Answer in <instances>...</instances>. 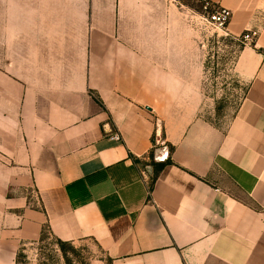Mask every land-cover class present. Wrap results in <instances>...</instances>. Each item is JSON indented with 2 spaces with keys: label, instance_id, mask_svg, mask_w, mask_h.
<instances>
[{
  "label": "crops",
  "instance_id": "obj_1",
  "mask_svg": "<svg viewBox=\"0 0 264 264\" xmlns=\"http://www.w3.org/2000/svg\"><path fill=\"white\" fill-rule=\"evenodd\" d=\"M208 1L257 33L224 126L197 114L182 4L0 0V248L47 227L89 264H264V0Z\"/></svg>",
  "mask_w": 264,
  "mask_h": 264
},
{
  "label": "rangeland",
  "instance_id": "obj_2",
  "mask_svg": "<svg viewBox=\"0 0 264 264\" xmlns=\"http://www.w3.org/2000/svg\"><path fill=\"white\" fill-rule=\"evenodd\" d=\"M182 4L192 26V41L197 47V58L201 83V98L198 116L217 126H224L239 104L248 84L234 69L240 48L239 38L213 29L202 16L215 5L208 0H172ZM194 49V48H193ZM98 249L91 241H64L45 231L42 239L25 243L11 254L8 248H0V264H89L97 256Z\"/></svg>",
  "mask_w": 264,
  "mask_h": 264
},
{
  "label": "built area",
  "instance_id": "obj_3",
  "mask_svg": "<svg viewBox=\"0 0 264 264\" xmlns=\"http://www.w3.org/2000/svg\"><path fill=\"white\" fill-rule=\"evenodd\" d=\"M209 1H206L208 4ZM210 4V3H209ZM208 25H210L213 29L223 31L226 33L227 26L229 24L231 18V11L225 7L214 6L213 9L206 11V14L202 16ZM256 31H247L240 35V41L244 45H251L256 37ZM239 38V37H238ZM112 139L120 140V136L117 133H114L110 136ZM162 146L158 155H154L153 159L156 162H164L166 161L169 151L164 145L163 140L157 138L155 140V146Z\"/></svg>",
  "mask_w": 264,
  "mask_h": 264
},
{
  "label": "trees",
  "instance_id": "obj_4",
  "mask_svg": "<svg viewBox=\"0 0 264 264\" xmlns=\"http://www.w3.org/2000/svg\"><path fill=\"white\" fill-rule=\"evenodd\" d=\"M166 162L167 161L159 162V163H152V164H153V166L155 167L156 170H160L166 164ZM45 231H47V227L43 228L40 239L43 238V235L45 234ZM57 241H58L59 244H63V242H64V241H61L59 239H57Z\"/></svg>",
  "mask_w": 264,
  "mask_h": 264
}]
</instances>
